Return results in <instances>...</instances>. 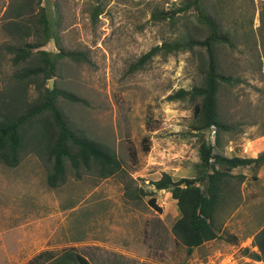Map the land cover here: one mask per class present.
Here are the masks:
<instances>
[{
    "label": "rangeland",
    "instance_id": "374dc122",
    "mask_svg": "<svg viewBox=\"0 0 264 264\" xmlns=\"http://www.w3.org/2000/svg\"><path fill=\"white\" fill-rule=\"evenodd\" d=\"M19 1L0 0V93L16 85L17 73L28 66L14 65L6 49L15 44L6 25ZM185 1L44 0L51 21L62 16V45L86 58L61 62L58 77L50 80L86 105L61 100L60 107L76 128L112 148L123 170L102 179L96 167L77 171L68 162L65 183L52 188V162L30 133L21 164H0V264H29L42 252L58 256L70 249L91 264H205L212 255L255 264L246 260L247 245L223 241L206 243L189 256L172 233L181 217L177 201L153 185L166 173L175 181L195 178L200 161V143L191 132L194 106L189 100H170L200 82L198 59L180 52L135 66L153 48L185 33V19L175 24L152 19L155 11L173 10ZM215 2L234 44L223 50V65L236 80L221 94L222 113L233 126L223 153L257 158L264 153V0ZM98 6L103 13L95 17ZM44 50L59 52L53 41ZM38 96L32 86L30 100ZM207 139L214 143L215 134L207 133ZM258 174L260 180L240 186V198L228 200L220 213L225 225L240 209L231 231L243 238L264 225L259 211L264 169ZM139 189L154 192L162 212L150 206L149 195L132 199Z\"/></svg>",
    "mask_w": 264,
    "mask_h": 264
},
{
    "label": "trees",
    "instance_id": "16d2710c",
    "mask_svg": "<svg viewBox=\"0 0 264 264\" xmlns=\"http://www.w3.org/2000/svg\"><path fill=\"white\" fill-rule=\"evenodd\" d=\"M43 4L44 0L19 1L6 25L15 40L14 45L6 47L7 52L13 55L14 65L28 66L17 73L16 85L0 93V164L17 168L31 133L52 162L53 172L48 177L52 188L65 183L68 162L77 171L81 167L89 170L96 167L102 179L115 176L123 170L116 152L76 128L60 107L61 100L86 105L85 100L57 87L50 89L48 83L58 77L61 62L82 63L86 58L83 53L68 51L62 45L59 35L62 16L51 21ZM56 8L61 11L59 3ZM102 13V8L96 7L95 17ZM152 19L171 24L185 19L188 28L182 36L164 41L143 55L135 65L137 69L158 55L169 57L180 52L191 53L199 61L200 82L191 90L181 89L170 97V100H189L194 106L191 132L200 143L196 177L175 181L166 173L153 183L158 192H169L177 201L181 217L174 224L172 233L192 256L197 248L223 238L220 236V213L229 205L228 200L240 198L236 190L247 180L243 171L248 170L253 174V180L258 181V173L264 168V153L257 158L228 157L223 153L233 126L222 113L221 94L236 80L223 65V50L234 44L225 15L217 8L215 0H186L173 10L155 11ZM191 22L193 25L189 27ZM51 41L59 49L57 54L44 50ZM32 86L39 93L33 101L29 98ZM207 133L215 134L214 143L207 139ZM154 194L139 189L138 194L131 197L141 200L149 195L150 206L162 212ZM238 206L236 203L235 208ZM228 239L238 241L232 235ZM254 245L261 255L249 250H245L244 255L261 261L264 258V229L256 235ZM29 264L91 263L75 249H70L58 256L50 251L42 252Z\"/></svg>",
    "mask_w": 264,
    "mask_h": 264
},
{
    "label": "crops",
    "instance_id": "0c3cea01",
    "mask_svg": "<svg viewBox=\"0 0 264 264\" xmlns=\"http://www.w3.org/2000/svg\"><path fill=\"white\" fill-rule=\"evenodd\" d=\"M264 169V168H263ZM262 169V170H263ZM261 170V171H262ZM260 171V172H261ZM259 172V173H260ZM245 175H247V174H245ZM259 175L260 174H258V176H257V178H258V181L260 180L259 179ZM253 181V182H258V181H254L253 180V174L251 175V177H248V175H247V182L245 181L244 182V184H246V183H249V181ZM244 184H242V185H244ZM259 211H262V215H264V207L263 208H261L260 207V209H259ZM240 216V209H237V211L235 212V214L231 217V218H229L228 220H227V222L225 223V225L224 224H221L222 225V229H221V232H220V236L222 237V235H224V234H229V235H232V236H234V237H237V239H238V241L236 242L235 240H232V241H230L229 239H224V238H222V239H219V240H217V241H212V242H209V243H214V242H218V241H223V243H226L227 245H229V246H232V247H242V246H246L245 247V249L244 250H249L250 251V253H256V254H258V255H261V253H260V251H259V249H258V247H256L255 245H254V240H255V237H256V235L257 234H259L263 229H264V225L263 226H261V228L257 231V232H254V233H249L248 235H245L246 237L245 238H243V236L242 235H239V234H236V233H234L233 231H231V229H232V226H233V224H234V220L236 221V220H238V217ZM258 219H259V217H258ZM228 231H230L231 233H229ZM207 245V244H206ZM202 248V247H201ZM246 257V260H249V261H251V262H253V263H255V264H264V258L261 260V261H257V260H254L253 258H251L250 256H245Z\"/></svg>",
    "mask_w": 264,
    "mask_h": 264
},
{
    "label": "built area",
    "instance_id": "2783aa9c",
    "mask_svg": "<svg viewBox=\"0 0 264 264\" xmlns=\"http://www.w3.org/2000/svg\"><path fill=\"white\" fill-rule=\"evenodd\" d=\"M230 260H232V261L228 262V261H225V259L221 255H220V257H216L215 255H212V256H209L208 261H206L207 263H205V264H239V261L235 260V258H232ZM202 263H204V262H202Z\"/></svg>",
    "mask_w": 264,
    "mask_h": 264
},
{
    "label": "water",
    "instance_id": "95a60500",
    "mask_svg": "<svg viewBox=\"0 0 264 264\" xmlns=\"http://www.w3.org/2000/svg\"><path fill=\"white\" fill-rule=\"evenodd\" d=\"M50 89L53 90L54 89V82L50 81Z\"/></svg>",
    "mask_w": 264,
    "mask_h": 264
}]
</instances>
